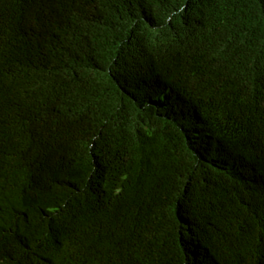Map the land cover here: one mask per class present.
Returning a JSON list of instances; mask_svg holds the SVG:
<instances>
[{"label": "trees", "instance_id": "obj_1", "mask_svg": "<svg viewBox=\"0 0 264 264\" xmlns=\"http://www.w3.org/2000/svg\"><path fill=\"white\" fill-rule=\"evenodd\" d=\"M18 36L0 264H264V0H0Z\"/></svg>", "mask_w": 264, "mask_h": 264}, {"label": "clouds", "instance_id": "obj_2", "mask_svg": "<svg viewBox=\"0 0 264 264\" xmlns=\"http://www.w3.org/2000/svg\"><path fill=\"white\" fill-rule=\"evenodd\" d=\"M18 39L19 36L9 44L0 45V67L7 66L8 69H11L20 67L25 63L20 62L23 52L17 48ZM13 54H15L14 60L11 59Z\"/></svg>", "mask_w": 264, "mask_h": 264}]
</instances>
